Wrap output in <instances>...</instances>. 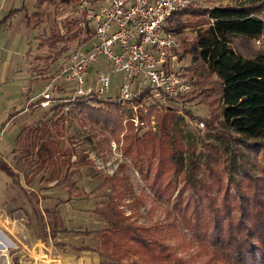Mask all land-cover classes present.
<instances>
[{
  "label": "trees",
  "instance_id": "trees-1",
  "mask_svg": "<svg viewBox=\"0 0 264 264\" xmlns=\"http://www.w3.org/2000/svg\"><path fill=\"white\" fill-rule=\"evenodd\" d=\"M186 28L193 36L180 39L173 54L177 63L190 60L182 71L193 91L167 104L198 101L206 106L204 118L182 109L188 120L203 124L205 139L199 140V150L192 141L184 144L182 118L168 106L145 107L144 115L138 111V122L147 126L140 135L126 121L121 155L148 184L153 199L169 206V219L151 230L129 221L113 202L93 209L106 223L95 233L108 262L98 264H195L168 243L178 235L203 256L198 264H264V52L249 47L264 38V0L240 7L196 8L191 3L171 16L165 31L174 36ZM76 33L75 46L83 42L75 41ZM105 107L76 104L91 122L120 131L124 111L114 104ZM49 120L56 132L63 117ZM46 134L44 123L14 139L39 167L53 165L58 152ZM0 172L16 180L1 160ZM16 258V264L26 262V257Z\"/></svg>",
  "mask_w": 264,
  "mask_h": 264
},
{
  "label": "rangeland",
  "instance_id": "rangeland-1",
  "mask_svg": "<svg viewBox=\"0 0 264 264\" xmlns=\"http://www.w3.org/2000/svg\"><path fill=\"white\" fill-rule=\"evenodd\" d=\"M256 1L261 0H191V3L196 8H213L240 7ZM18 6V3L13 4L11 9ZM16 12L14 16L17 20H11L10 24L13 29L3 40L9 48L0 52V87L13 78V86L17 84L21 88L23 100L12 102V106L18 110L23 105L21 110L24 111L25 102L38 99L40 91L64 68L75 46L73 34L77 32L83 15L77 0H27L23 11ZM72 25L75 28L68 31ZM192 36L193 30L187 28L174 35L179 45L180 39L190 40ZM90 43L83 49L88 48ZM249 47H259L264 52V38L250 42ZM188 65V58L175 62V67L181 71ZM93 68L96 70V66ZM52 89L55 97H71L69 87L64 83L55 84ZM16 91L15 88L14 93ZM3 103L10 107L11 103ZM152 104L147 102L145 107ZM66 105H53L55 111L50 110L52 107L25 108L23 118L10 132L8 128V133L0 137V160L16 175L14 180L0 172V264H16V257H34L33 264L108 262L101 239L95 233L106 228V223L91 211L104 209L110 202L115 203L117 209L129 217V221L151 230L160 229L169 219L166 214L169 206L153 199L148 184L121 155L122 136L128 132L126 121L132 123L138 135L146 130L147 126L138 122L137 117L139 110L144 115L142 107L134 111L120 107L124 116L118 131L91 122L78 112L76 104ZM89 105L95 104L90 102ZM167 106L182 118L179 127L183 143L187 145L192 141L199 150V140L205 139V127L200 130L198 123L188 120L182 109L195 117L204 118L208 116L207 107L198 101L183 107L174 103ZM100 107L108 110L105 105ZM54 112L56 116H53ZM6 115L0 120L3 121ZM60 116L63 121L58 122L55 132L49 119L52 121ZM44 123L46 138L55 143L58 152L53 165L39 167L21 145H15L14 139L20 132L19 139H22L28 130L39 129ZM149 123L154 131L153 117ZM248 158L252 161L250 156ZM118 191L119 197L116 194ZM187 240L178 235L177 238H170L168 243L178 255L198 264L203 256L182 243Z\"/></svg>",
  "mask_w": 264,
  "mask_h": 264
},
{
  "label": "built area",
  "instance_id": "built-area-1",
  "mask_svg": "<svg viewBox=\"0 0 264 264\" xmlns=\"http://www.w3.org/2000/svg\"><path fill=\"white\" fill-rule=\"evenodd\" d=\"M77 3L83 17L75 41L83 42L74 46L60 74L46 84L38 99L25 102L24 111L30 106L49 109L55 104L67 103V107L79 102L114 104L133 111L139 107L145 111V104L151 102L159 110L167 106L169 99L191 92L183 71L175 67L172 54L179 44L165 31L171 16L187 8L191 0ZM89 42V47L83 49ZM58 83L69 87L71 97L53 96L52 87ZM197 125L203 128L202 123Z\"/></svg>",
  "mask_w": 264,
  "mask_h": 264
},
{
  "label": "crops",
  "instance_id": "crops-1",
  "mask_svg": "<svg viewBox=\"0 0 264 264\" xmlns=\"http://www.w3.org/2000/svg\"><path fill=\"white\" fill-rule=\"evenodd\" d=\"M25 1H27V0H0V52H4V51L8 50V48H9L8 45L3 44V40L6 36V34L8 32H11L10 30L13 29V28H10L11 20H13L14 22L17 20L15 18L14 14L18 13L16 11H19V10L23 11ZM31 1L32 0H30V2ZM16 3H18L19 6L17 8L11 9V6L13 4H16ZM6 24L8 25L7 28L4 27ZM14 81L15 80L13 78H12V80H7V85L0 87V110H1V107L5 106L7 104V103H3V101H7L8 104L11 103L9 108H7V106H5L4 109L2 108V110L0 111V119H2L1 117H3V115L5 113H7L6 118L3 121L0 120V125L4 121L6 123L0 129V137L8 131V128H10L8 131V132H10L11 129L13 127H15V125L19 121V119L23 118L22 116H24V112H26V111L21 110L23 108V105L18 110H15L14 106H12L13 105L12 102L19 101L20 99L23 100L21 88L18 87L17 84L14 87L13 86ZM15 88L17 89V91L14 93ZM1 102L3 105L1 104ZM9 116H10V118H8ZM31 256H32V254H31ZM33 258L34 257H30V259L26 258V262L24 264H33V261H34Z\"/></svg>",
  "mask_w": 264,
  "mask_h": 264
}]
</instances>
